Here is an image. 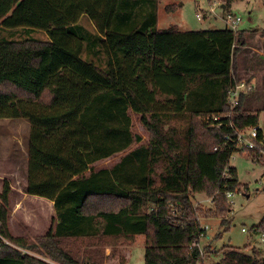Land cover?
Listing matches in <instances>:
<instances>
[{
    "label": "trees",
    "instance_id": "obj_1",
    "mask_svg": "<svg viewBox=\"0 0 264 264\" xmlns=\"http://www.w3.org/2000/svg\"><path fill=\"white\" fill-rule=\"evenodd\" d=\"M161 1L0 0V119L30 122L24 191L55 209L45 235L14 236L5 179L0 264H104L105 245L137 235L145 264H207L193 194L212 198V216L228 212L227 193L242 187L232 157L260 158L235 147L237 134L264 109L247 108L249 94L232 111L228 102L236 81L250 82L236 64L245 31L159 28ZM130 110L150 132L148 145L92 170L142 140ZM212 116H222L219 127ZM251 232L264 237V219ZM210 264H264V247H231Z\"/></svg>",
    "mask_w": 264,
    "mask_h": 264
},
{
    "label": "rangeland",
    "instance_id": "obj_2",
    "mask_svg": "<svg viewBox=\"0 0 264 264\" xmlns=\"http://www.w3.org/2000/svg\"><path fill=\"white\" fill-rule=\"evenodd\" d=\"M179 2L183 4L181 8L178 11L170 12L164 9L167 2L163 1L159 11L160 28H168L169 19L176 25H182L180 29L184 31L224 29L227 28L225 19L230 15L242 19L237 30L245 31L246 45L256 46L261 40L260 36L254 33L257 29L264 28V0H228L219 4H215L214 0H180ZM223 4L226 5L225 8H223ZM211 7H214V12H210ZM198 13L201 14L200 19L197 17ZM82 20L87 28L94 29V25L89 19L83 17ZM32 35L40 40H45L48 37L44 31L40 30L34 31ZM260 44H264V40ZM247 51L242 47L236 55L238 76L252 78L258 72L254 71L253 73L243 68V64L246 62L242 64L240 61L242 56L247 57ZM240 64H242L241 67ZM263 78L264 75L260 76L262 84L259 88L257 87L256 95H259V92L264 89L262 88L264 86ZM256 95L254 94L251 98L252 106L245 103L246 107L255 109L258 105H263L264 97L261 102H254ZM129 114L132 118V132L135 135H140L142 140L135 141L128 149L114 154L110 159L94 163L92 170L111 168L124 155L138 146L148 145L150 132L142 123L141 115L132 110L129 111ZM172 124L180 127L185 125L184 121L180 119H176ZM259 125L264 130V110L260 113ZM29 134L30 122L27 119H0V190H2L5 179L12 186L9 197L8 227L14 236H27L34 239L45 235L52 223L47 207L41 206V212H39L37 210V207L40 206L39 203H25L21 208L22 212L13 213L10 201L12 192L15 189L23 190L26 185ZM231 165L237 169L242 187L235 193L233 192L232 197L227 196L229 210L225 215L212 216L215 206L212 198L206 194L195 193L192 198L195 208L194 218H197L205 229V235L199 241L203 250L202 256L205 257L207 264L219 262L231 247L241 248L246 252H250L254 246L264 247V237L251 232V228L264 219V154L254 160L247 152H237L231 159ZM224 219L227 220V223L222 225L221 222ZM243 227L246 228V231L242 230ZM103 248L105 250L104 264H120L123 258L127 260L125 264H145L144 235H137L134 243L131 244L121 240L116 244L105 245Z\"/></svg>",
    "mask_w": 264,
    "mask_h": 264
},
{
    "label": "crops",
    "instance_id": "obj_3",
    "mask_svg": "<svg viewBox=\"0 0 264 264\" xmlns=\"http://www.w3.org/2000/svg\"><path fill=\"white\" fill-rule=\"evenodd\" d=\"M163 1L167 2L164 6V9L166 11H168L167 6H169V5H175V9L173 10V12L178 11V9L181 8V6L183 5L182 3L179 2L180 0H175V1H173V0H162L160 2L159 9H158V27L159 28H160V26H159V22H160L159 11H160V7H161ZM168 24H169L168 27H172V26H178L179 28L182 27V25L179 26V25L172 23L171 21H169V19H168ZM254 34L257 36L258 35L260 36L261 40L259 43H262L264 40V28L263 29H257ZM259 43L256 46L246 45L244 47L245 51L249 50L246 53L247 57L242 56V58L240 60L242 64L244 62H246V64L245 63L243 64V68H245L248 71L253 72V73H254V71L258 72L257 75H253V77L250 78V82L253 83V85L255 86V89L252 92L248 93L249 95H247V100H246L247 102L246 103L248 106H252L251 104H252L253 100H251V98L254 94L256 95L257 87L259 88L260 85L262 84V83H260V81H261L260 76L262 77V75H264V44L259 45ZM242 64H240V67ZM263 80H264V78H263ZM262 88H264V86ZM262 90H263L262 92H259V95L255 96L256 101H254V102H261V99L264 97L263 96L264 89H262ZM248 106H247V108H249ZM253 107H255V106H253ZM251 108L252 107H250L249 109H251ZM255 109H264V102H263L262 106L258 105L257 108H255ZM27 152H28V150H27ZM116 154H118V153H116ZM108 159H110V157H108ZM12 194L13 195L11 196L10 201H11V207H12L13 213H16L18 211L22 212L21 208L25 205V203H27V204L28 203H39L40 206L37 207L38 208L37 210L39 212H41V206H46L47 210H48V214L51 215L50 220L53 221V218L55 217L54 201L49 200V199L44 198V197L37 196V195L28 194L24 191V189L23 190L22 189L21 190L15 189V191H13ZM31 206H33V205H31ZM51 225H52V223H51ZM51 225H49L48 229L46 230V233L50 229Z\"/></svg>",
    "mask_w": 264,
    "mask_h": 264
},
{
    "label": "built area",
    "instance_id": "obj_4",
    "mask_svg": "<svg viewBox=\"0 0 264 264\" xmlns=\"http://www.w3.org/2000/svg\"><path fill=\"white\" fill-rule=\"evenodd\" d=\"M226 1L228 0H214L215 4L225 3ZM210 12H214V7H211ZM197 17L200 19L201 14L198 13ZM241 21L242 19L240 17H232L230 15L225 19L227 28L233 31L237 30L238 25L240 24ZM254 88L255 86L253 85V83L248 82L246 79L236 81L233 87L229 90L228 102L230 105V110L232 111L239 104L241 95L250 93L251 91L254 90ZM228 115H230V113H227L222 116H228ZM222 116L211 117L214 121L219 122L217 124V127L221 125L220 121L222 119ZM211 118L208 117V121H210ZM260 133L264 134V131L261 132V127L259 124L239 130L235 141V147L240 151H251V150L259 151L260 154L259 156H262L264 154V141L262 138H260ZM233 195L234 193L232 192L227 193L228 197H232ZM242 230L246 231V228H243ZM204 235H205V229L200 234L199 240L202 237H204ZM197 245L200 248L201 254L203 255V250L200 247V241L197 243Z\"/></svg>",
    "mask_w": 264,
    "mask_h": 264
},
{
    "label": "water",
    "instance_id": "obj_5",
    "mask_svg": "<svg viewBox=\"0 0 264 264\" xmlns=\"http://www.w3.org/2000/svg\"><path fill=\"white\" fill-rule=\"evenodd\" d=\"M223 6V8H225V4L224 5H222Z\"/></svg>",
    "mask_w": 264,
    "mask_h": 264
}]
</instances>
